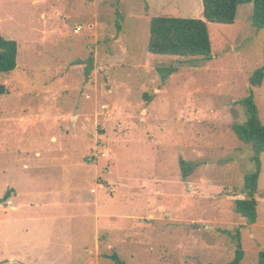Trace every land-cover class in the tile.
Masks as SVG:
<instances>
[{"label": "rangeland", "instance_id": "rangeland-1", "mask_svg": "<svg viewBox=\"0 0 264 264\" xmlns=\"http://www.w3.org/2000/svg\"><path fill=\"white\" fill-rule=\"evenodd\" d=\"M252 13L209 24L214 58L191 62L149 53L150 21L203 19V0H0L19 45L0 74V264H227L237 232L258 264L264 154L257 223L234 212L256 169L233 131L264 68ZM254 94L264 124V81Z\"/></svg>", "mask_w": 264, "mask_h": 264}, {"label": "trees", "instance_id": "trees-1", "mask_svg": "<svg viewBox=\"0 0 264 264\" xmlns=\"http://www.w3.org/2000/svg\"><path fill=\"white\" fill-rule=\"evenodd\" d=\"M253 4L252 25L264 31V0H203V19H185L169 16H156L150 21L148 51L153 55L183 58L186 61L213 60V46L209 24L234 25L241 6ZM19 45L16 41L6 39L0 34V74L15 71L18 67ZM90 63L93 62L91 58ZM175 72L174 70L171 74ZM264 81V68L254 71L249 79L250 90L247 97L239 102L244 115V122L233 125L237 138L253 151L255 171L246 175L245 199L234 202V212L249 225L258 220L259 180L262 173L261 155L264 154V124L255 101L254 90L260 88ZM10 95V90L0 84V97ZM8 196L1 202H6ZM235 254L227 264H242L245 251L241 234L233 237ZM115 264H125L118 254L105 256ZM258 264H264V251L258 255Z\"/></svg>", "mask_w": 264, "mask_h": 264}, {"label": "crops", "instance_id": "crops-1", "mask_svg": "<svg viewBox=\"0 0 264 264\" xmlns=\"http://www.w3.org/2000/svg\"><path fill=\"white\" fill-rule=\"evenodd\" d=\"M90 112H91V111H90ZM81 117L84 119V122H87V121H89V122L94 121V115H92V114H90V113H88V112H83V113L81 114ZM21 121L24 122V118H23V117H21ZM82 133H83V136L86 137V135H84V127H83V130H82ZM52 141H56V139L53 138ZM38 155H40V153H38ZM90 194H91V191H90ZM99 198H100L99 195H92L91 197L88 196L87 199H89V200H91L92 202H94V201H98ZM85 199H86V198H85ZM85 199H84V200H85ZM84 200H82L81 204L84 203V202H83ZM11 203H12V202H11V199H10V200L8 201V205L11 206ZM68 203H70V201H68ZM84 205H86V204L84 203ZM12 207H13V205H12Z\"/></svg>", "mask_w": 264, "mask_h": 264}, {"label": "built area", "instance_id": "built-area-1", "mask_svg": "<svg viewBox=\"0 0 264 264\" xmlns=\"http://www.w3.org/2000/svg\"><path fill=\"white\" fill-rule=\"evenodd\" d=\"M82 31V28L80 26H78L76 29H75V34H79L80 32Z\"/></svg>", "mask_w": 264, "mask_h": 264}]
</instances>
